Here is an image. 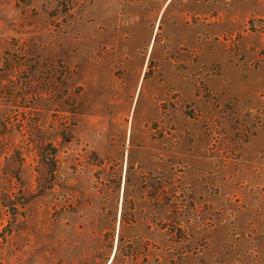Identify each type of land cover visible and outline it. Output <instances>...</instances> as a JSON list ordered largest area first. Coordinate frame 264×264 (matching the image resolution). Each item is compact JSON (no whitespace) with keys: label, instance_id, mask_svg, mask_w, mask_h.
I'll use <instances>...</instances> for the list:
<instances>
[{"label":"rangeland","instance_id":"374dc122","mask_svg":"<svg viewBox=\"0 0 264 264\" xmlns=\"http://www.w3.org/2000/svg\"><path fill=\"white\" fill-rule=\"evenodd\" d=\"M0 264H264V0H0Z\"/></svg>","mask_w":264,"mask_h":264}]
</instances>
